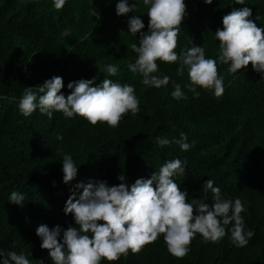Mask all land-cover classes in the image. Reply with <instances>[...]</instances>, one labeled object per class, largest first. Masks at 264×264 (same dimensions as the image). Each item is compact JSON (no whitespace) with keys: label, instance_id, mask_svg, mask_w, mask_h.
I'll use <instances>...</instances> for the list:
<instances>
[{"label":"trees","instance_id":"obj_1","mask_svg":"<svg viewBox=\"0 0 264 264\" xmlns=\"http://www.w3.org/2000/svg\"><path fill=\"white\" fill-rule=\"evenodd\" d=\"M117 2L66 0L57 10L54 0H0V249L23 252L31 264L40 259L53 264L36 229L41 224L76 226L73 215L64 212L76 183L96 179L113 186L121 183L118 176L123 174L130 186L179 158L186 162V172L175 179L181 191L188 192L189 203L203 197L208 179L221 189L223 198L242 201L245 233H253L247 244L238 247L231 242L229 225L225 237L215 243L204 242L197 233L182 259L168 252L161 235L137 254L129 251L119 260L105 259L101 264H264V73L251 63L229 73L230 64L218 61L215 37L223 16L233 9L251 8V19L264 28V0L244 4L185 0L187 15L176 52L202 46L206 58L217 59L225 91L216 97L197 86V98L185 87L190 83L187 71L177 75L179 62L158 60L154 74L179 83L187 97L180 100L172 97L171 82L160 88L144 85L143 77L129 70L137 54L128 45H138L140 33L129 32L128 20L139 16L145 25L141 31L147 32L148 6L137 0V10L117 15ZM134 2L129 0L130 5ZM65 30L70 34L62 35ZM109 64L117 66L118 73L108 78L132 85L139 100V113L129 112L118 127L92 125L79 115L67 118L59 111H53L51 119L38 108L30 116L19 111L26 87L38 89L60 76L61 92L67 96L72 91L69 82L95 78L96 84L101 83ZM181 133L191 145L187 151L176 143L163 147L157 143V137L175 140ZM64 155L72 156L78 168L70 184L63 182ZM12 191L24 195L22 204L9 201ZM207 202L211 203V194ZM62 237L63 233L61 242Z\"/></svg>","mask_w":264,"mask_h":264},{"label":"clouds","instance_id":"obj_2","mask_svg":"<svg viewBox=\"0 0 264 264\" xmlns=\"http://www.w3.org/2000/svg\"><path fill=\"white\" fill-rule=\"evenodd\" d=\"M204 2L212 4L213 0ZM65 3L66 0H54V7L62 9ZM235 3L244 4L245 0H235ZM143 4L148 6V31H141L145 25L139 16L128 20L129 32L140 33L139 44L128 45L137 54L135 62L128 65L129 70L139 73L144 85L160 88L171 82L174 88L171 95L180 100L187 98L181 85L168 75L154 74L158 72V60L179 62L177 75L182 76L187 71L190 83L185 87L195 97L200 95L197 86L211 90L216 97L222 96L224 77L218 72L217 59L206 58L202 46L193 45L179 54L176 52L180 26L187 15L185 0H143ZM134 10H137V0L131 5L129 0H118L116 4L117 15ZM251 17L249 7L233 9L223 16V27L215 31L219 41L218 61L230 64L229 73L236 74L249 63L255 71L264 73V28ZM69 34L68 30L62 33ZM104 71L107 76L99 84L95 83V78L69 82L67 87L72 91L67 96L61 92L64 83L60 76L46 80L38 89L28 86L19 101V111L30 116L38 108L49 119L53 111H59L67 118L79 115L92 125L107 123L118 127L129 112L133 116L139 113V100L132 85L108 78L117 75V66L109 64ZM187 140L185 133L175 140L157 137L161 147L176 143L183 151L191 147ZM62 165L63 182L70 184L77 177L78 168L70 155L63 156ZM185 172L186 162L177 158L165 162L150 178H138L130 186L123 174L118 176L121 183L113 186L96 179L76 183L64 207L65 214L73 215L76 226L64 229L59 224L53 228L41 224L36 229V235L42 240L41 248L48 250L53 264H101L105 259L119 260L129 251L137 254L163 235L168 252L182 259L197 233L204 242L215 243L225 237L229 225L231 242L238 247L245 246L253 233H245L242 201L223 198L221 189L208 179L203 197L189 203L188 192L181 191L175 179L183 177ZM209 194L211 203L207 202ZM24 199L18 191H12L9 196V201L15 204H22ZM61 233L62 242L58 239ZM0 264H31V261L23 252L0 249ZM38 264H44L43 259L38 260Z\"/></svg>","mask_w":264,"mask_h":264}]
</instances>
